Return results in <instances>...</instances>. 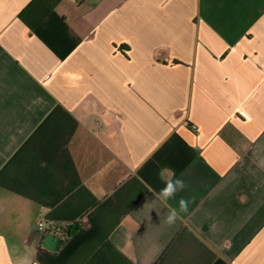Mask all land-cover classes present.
I'll return each instance as SVG.
<instances>
[{"label":"crops","instance_id":"obj_1","mask_svg":"<svg viewBox=\"0 0 264 264\" xmlns=\"http://www.w3.org/2000/svg\"><path fill=\"white\" fill-rule=\"evenodd\" d=\"M0 264H264V0H0Z\"/></svg>","mask_w":264,"mask_h":264},{"label":"clouds","instance_id":"obj_2","mask_svg":"<svg viewBox=\"0 0 264 264\" xmlns=\"http://www.w3.org/2000/svg\"><path fill=\"white\" fill-rule=\"evenodd\" d=\"M188 188V184L184 179L175 177L168 179L162 188L158 191L149 189L152 196L161 202L163 207L167 210L165 215V223L169 226L175 225L177 221L183 220L185 214L189 212V205L194 201L195 197L184 198L181 197L174 206L170 203L176 199L177 195Z\"/></svg>","mask_w":264,"mask_h":264},{"label":"trees","instance_id":"obj_3","mask_svg":"<svg viewBox=\"0 0 264 264\" xmlns=\"http://www.w3.org/2000/svg\"><path fill=\"white\" fill-rule=\"evenodd\" d=\"M78 230H79V227L76 224L61 227L59 229L60 238H61L60 243H63L65 239H67L72 233H74Z\"/></svg>","mask_w":264,"mask_h":264},{"label":"built area","instance_id":"obj_4","mask_svg":"<svg viewBox=\"0 0 264 264\" xmlns=\"http://www.w3.org/2000/svg\"><path fill=\"white\" fill-rule=\"evenodd\" d=\"M37 227H38L39 230H42V231L45 229V226H44V224L42 222H39Z\"/></svg>","mask_w":264,"mask_h":264}]
</instances>
